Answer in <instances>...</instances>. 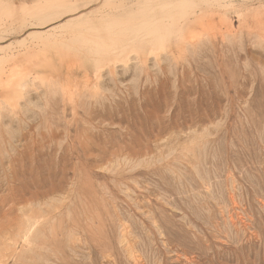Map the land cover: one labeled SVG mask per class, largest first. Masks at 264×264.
<instances>
[{
    "label": "rangeland",
    "instance_id": "obj_1",
    "mask_svg": "<svg viewBox=\"0 0 264 264\" xmlns=\"http://www.w3.org/2000/svg\"><path fill=\"white\" fill-rule=\"evenodd\" d=\"M17 1H4L12 8L0 13L46 2ZM69 1L45 26L42 17L1 16L0 32L11 29L0 34V78L14 65L16 78L26 72L20 66L32 67L58 85L37 80L24 93L0 82V102L8 101L0 107V264H264V0H196L205 30L190 24L191 37L186 26L192 43H155L161 53L143 50L146 61L117 48L116 73L106 65L97 95L95 66L84 65L96 55L86 57L74 35L97 27L73 20L100 4ZM96 14L88 20L105 21ZM31 32L43 38L28 39ZM49 33L56 47L74 40L65 56ZM34 50L47 51L46 66ZM68 52H78L77 64ZM87 68L90 95L82 91Z\"/></svg>",
    "mask_w": 264,
    "mask_h": 264
},
{
    "label": "bare ground",
    "instance_id": "obj_2",
    "mask_svg": "<svg viewBox=\"0 0 264 264\" xmlns=\"http://www.w3.org/2000/svg\"><path fill=\"white\" fill-rule=\"evenodd\" d=\"M4 1H7V0H4ZM4 1H2V0H0V7L2 8V5L5 3ZM22 1V0H21ZM20 0H19V2H21ZM38 1H41V0H38ZM46 2L45 3H43L42 1L41 2H39V3H37L36 5H33V6H31V7H29V6H27V5H25V2L23 1L22 3H24L23 5H21V3L19 4V5H21V6H19L18 8H14V6H13V9L10 11H1L2 13H0V21L2 20V18L4 17H1L2 15H5L6 17L9 15V17L10 18H13L14 20L15 19H17V21H20V20H18V18H20V19H22V21H30V17L32 18V17H36V18H39V17H42L43 19H44V21L43 20H41V19H39L40 21L38 22V24H43L42 26H45V23L47 24L48 23V25L50 24L49 22L50 21H52V20H55V19H58L57 17H60L61 16V18H62V16H64V15H62V13H60L59 14V16H58V12H62V11H64V12H66L67 10H64L65 8L63 7V10L61 9L62 8V5H60L61 3H63V0H45ZM67 1V0H66ZM72 1V0H71ZM69 1L70 3H69V7H70V4H71V6H72V3L74 4V3H76V2H78L77 0H76V2H74V1ZM90 2H92L91 0H89ZM18 2V1H17ZM18 2V3H19ZM79 2H80V0H79ZM94 2V1H93ZM199 2H202V0H199ZM205 3L204 4H206L207 2L206 1H204ZM209 2V1H208ZM210 2H211V0H210ZM209 2V3H210ZM7 3V2H6ZM5 3V4H6ZM11 3V2H10ZM80 3H83V5L82 6H80V7H86V4L88 3H86V4H84V1L83 2H80ZM79 3V4H80ZM94 3H99L100 5L98 6V7H94V8H92V9H89V10H86V11H84V13L81 15H78V16H80L79 18L77 17V20H73V21H75V23L77 22V23H79V24H81V25H83L81 22H85V21H87L86 23H91L94 27H97V28H95L96 30H94V29H91V30H93V31H91L90 30V27H89V29H88V27H87V31H83V30H80V31H82V33L83 32H86V34H87V32H89L90 33V35H86L85 33H83L84 35H83V38H82V36H79V35H77L78 33H76V34H74V33H72V31H69L71 34H74L75 35V37L77 38V40H78V37H81V38H79L80 40H78V42L80 41V43L81 42H85V45H81V46H79L80 45V43H76V47H78V49L81 51H83V50H85V56L87 57V55H89V57L90 58H93V56H98V59L97 58H93V60H92V62H87V61H89V60H87V58L85 59L84 58V56H83V54H82V56H83V58L85 59V60H87V61H85L84 60V65H88V66H92V65H94L95 67H93L92 66V68L91 69H93L94 70V68H95V79H94V81H92V78H91V76H90V72H92V70L90 71V68H87V69H84L85 71H84V85H83V92H85L86 94H89L90 95V93H89V91H91V90H89V86L91 85L90 83H89V85H88V82H91L92 81V87H94V92H95V94L97 95L98 93L97 92H100L99 90L101 89V80H102V78H103V70L105 69V67H106V65L107 66H110L111 64H115V61L113 62V61H110L113 57L112 56H116V53L118 52L117 51V48L119 49L120 47L121 48H132V50L131 51H128L129 53H131L132 51H134V53H135V58L137 59V60H139V61H143V59L142 58H144V57H146L145 56V54L144 53H146V54H148V52H154L155 50L156 51H158L159 49H156L155 48V45L157 44L158 45V42H166V45L168 44L169 46L172 44V43H175L176 44V42H177V40L176 39H178V38H180V39H184L185 38V31L187 30V29H184L186 26H187V28L189 29V25L190 24H192V25H195V27L196 28H194V29H197V32H196V30H195V32L196 33H198V32H202L203 30H205V29H203L202 31H199L198 30V28H197V24L199 25L200 24V19L198 20V18H199V13H198V11H197V9L200 7L199 5H201V3H199V5H198V2H196V0H195V2H194V0H95V2ZM5 4H4V6H5ZM34 4V3H33ZM64 4V3H63ZM68 4V3H67ZM78 4V3H77ZM89 4V3H88ZM194 4H196L197 6H195ZM202 4H203V2H202ZM12 5H15V3H13ZM18 5V4H17ZM17 5H16V7H17ZM65 5V4H64ZM74 5H76V4H74ZM85 5V6H84ZM192 5H194L195 6V8L196 9H194V7H192ZM207 5V4H206ZM210 6H212L211 4H209ZM261 5H263V3H260V6ZM77 6H79V5H77ZM199 6V7H198ZM5 7H10V6H8V5H6ZM66 8L68 7V6H65ZM68 7V8H69ZM208 7V6H207ZM10 8H12V7H10ZM10 8H8V9H10ZM91 8V7H90ZM211 8H213V7H211ZM7 10L6 8H4L3 7V9L2 10ZM20 10H21V12H20ZM201 10V9H200ZM211 11V10H210ZM76 12V11H75ZM203 12V11H202ZM206 12V11H205ZM54 13H57L56 15H57V17H56V15L54 16ZM73 13V12H72ZM76 13H78V12H76ZM82 13V12H81ZM97 13V14H96ZM98 13H99V15H100V17L102 16L104 19L103 20H105V21H100V20H102L100 17H99V19L96 17L97 15H98ZM64 14V13H63ZM71 14V13H70ZM96 14V18L98 19V21H100V22H97V21H92L91 19H90V21L88 20L89 19V17L91 16V15H95ZM101 14H103V15H101ZM77 15V14H76ZM98 15V16H99ZM204 15V14H203ZM208 15V14H207ZM75 16V15H74ZM205 16H206V14H205ZM53 17H56L55 19L53 18ZM93 17V16H92ZM106 17V18H105ZM46 18H48V19H46ZM50 18V19H49ZM75 17H73V19H74ZM202 20H204V18L203 17H200ZM9 19V18H8ZM70 19V18H69ZM76 19V18H75ZM93 19H94V17H93ZM72 20V19H71ZM107 20H108V22H107ZM199 21L198 23L196 22V21ZM209 20H210V18H209ZM4 21V20H3ZM8 21V20H7ZM6 21V22H7ZM89 21V22H88ZM207 21V20H206ZM257 21H258V25L259 24H262L263 26H264V16H259L258 18H257ZM2 22V21H1ZM0 22V23H1ZM35 22V21H34ZM70 22V21H69ZM104 22V23H103ZM195 22V23H194ZM204 21H201V25H202V23H203ZM4 23H5V21H4ZM19 23V22H18ZM23 23V22H22ZM52 23V22H51ZM68 23V22H67ZM71 23V22H70ZM101 23H103L102 25L104 26V28H106L107 27V23H109V25H108V27L106 28V29H101L100 28V26H101ZM106 23V24H105ZM207 23V22H206ZM5 24H7V23H5ZM13 24H15V23H13ZM28 24V23H27ZM32 25H33V23H31ZM30 24V25H31ZM37 23H36V25H38ZM78 24V25H79ZM85 24V23H84ZM105 24V25H104ZM205 24V23H204ZM204 24H203V26H204ZM211 24H214V23H212L211 21H210V25H209V22H208V27H211V26H213V25H211ZM1 25V24H0ZM11 25V24H10ZM75 25H77V24H75ZM262 25H261V27H262ZM13 27H14V25H12ZM38 26H40V25H38ZM65 26H66V24H65ZM72 26H74V25H72L71 24V27ZM106 26V27H105ZM203 26H201V28H203ZM207 26H205V28L207 27ZM10 26L8 25V27H6V29H4L5 31H7L8 29H11V27L9 28ZM13 27H12V30H13ZM19 27H21V26H19ZM50 27V26H49ZM62 27V26H61ZM69 27V26H68ZM70 27V28H71ZM99 27V28H98ZM102 27V26H101ZM198 27H200V25L198 26ZM207 27V28H208ZM0 28H1V26H0ZM8 28V29H7ZM54 27H52V29H53ZM66 28V27H65ZM64 27L63 28H60L61 30L62 29H65ZM74 29L76 28V26H74L73 27ZM77 28H79V27H77ZM80 28H82L81 26H80ZM79 28V29H80ZM193 27H191V29H189L188 31H189V36H191V37H195L194 35L196 34H192V33H194V31L191 33L190 32V30H193L192 29ZM18 29V28H17ZM16 29V30H17ZM51 29V30H52ZM55 29V28H54ZM57 29V28H56ZM55 29V30H56ZM59 29V28H58ZM56 30V31H59V30ZM82 29H84V28H82ZM3 30V31H4ZM50 29H48V30H44V33H45V31H49ZM50 30V31H51ZM70 30H72V28L70 29ZM77 30V29H76ZM185 30V31H184ZM2 31V32H3ZM2 32H0V34L2 33ZM52 32H53V30H52ZM62 32H66V31H62ZM4 33V32H3ZM19 33V32H18ZM22 33V32H21ZM31 33H33V34H30L29 36H28V39L29 38H31L32 36H35L36 34V36L37 37H39L38 35H40V33L41 34H43L44 35V33L43 32H40V33H35L34 34V32H31ZM57 33V32H56ZM88 33V34H89ZM46 34V33H45ZM48 34V33H47ZM46 34V35H47ZM51 33H49V35H50ZM53 34V33H52ZM63 34H65V33H63ZM66 34H67V32H66ZM71 34H70V37H73V35L71 36ZM176 34H177V36H176ZM201 33H199L198 35H200ZM16 35H18V34H16ZM44 36V38L46 39L47 38V40L48 39H50V38H48V37H51V36H53V35H50V36ZM55 35H57V34H55ZM86 35V37H84ZM174 35H175V37H177V38H173L174 37ZM198 35H196V36H198ZM203 35V34H202ZM60 36H62V35H60ZM40 37H41V35H40ZM54 37V36H53ZM58 37V36H57ZM57 37H55L56 39L53 41V40H51V41H53V43L51 42V44H53L54 45V42L56 41V40H58L57 39ZM65 37V39H67L66 37V35L64 36ZM69 37V36H68ZM200 37H201V35H200ZM4 38V36H1L0 37V39H3ZM41 38H43V37H41ZM59 38V37H58ZM25 39V38H24ZM27 39V40H28ZM38 39V38H37ZM40 39V38H39ZM37 40V41H40V40ZM197 38H195V40H196ZM44 40V39H43ZM47 40H44V41H42V39H41V41L43 42H41L42 44H44V42L46 41L47 42ZM50 40H48V42L50 41ZM63 40V39H62ZM68 40H70V43L72 42V38L71 39H68ZM26 41V40H25ZM25 41H24V43H25ZM66 41V40H65ZM64 41V42H65ZM75 41H76V39H75ZM184 41L185 42H187V43H192V41H193V39L192 38H190L189 37V39L187 38V39H184ZM33 42V41H32ZM31 42V43H32ZM35 42V41H34ZM45 42V43H46ZM47 42V43H48ZM197 42V40L196 41H194V43H196ZM28 43V41H26V43H25V45ZM31 43H28V44H31ZM55 43H59V41L57 42H55ZM66 44L65 45H67V46H69V41L68 42H65ZM67 43H69V44H67ZM72 43H74V40H73V42ZM71 43V44H72ZM156 43V44H155ZM27 44V45H28ZM34 43H32V45H33ZM41 44V45H42ZM51 44H50V46H51ZM61 44H62V41H61ZM155 44V45H154ZM37 45L38 46H41V45H39L38 44V42H37ZM36 44H35V46H37ZM52 45V46H53ZM65 45H63V47H59L58 45V47H56L55 45H54V49H56V48H60V50H61V48L62 49H64V46ZM75 45V44H74ZM157 45H156V47H157ZM161 45H163V44H161ZM30 46V45H29ZM35 46H32L34 49H36L35 48ZM38 46H37V48H38ZM43 46V45H42ZM47 45L45 44V48H47L48 49V47H49V44H48V47H46ZM62 46V45H61ZM67 46H65V48L67 47ZM159 46L160 45H158V47L157 48H159ZM163 46H165V45H163ZM161 47L162 49L163 48H165V47ZM177 46V45H176ZM181 46V45H180ZM179 46V47H180ZM184 46V45H183ZM56 47V48H55ZM72 48L71 49H73V47L74 46H71ZM76 47H74V48H76ZM182 47V46H181ZM181 47H180V49H181ZM27 48H29V47H27ZM33 48H30L32 51H33ZM40 48V47H39ZM52 48V47H51ZM51 48L49 47V49H48V52H50V51H52L53 50V48H52V50H51ZM69 48V47H68ZM133 48H135V50H133ZM142 48H144V49H142ZM160 48V49H161ZM167 48H169V47H167ZM42 50L44 49V48H41ZM46 49V50H47ZM70 49V48H69ZM77 49V48H76ZM140 49H142V51L140 50ZM145 49H146V51H145ZM162 49H161V51H162ZM180 49H177L178 51H182V49L180 50ZM25 50V49H24ZM27 50V49H26ZM38 50H40V49H38ZM38 50H34L35 52H40V51H38ZM42 50H41V52L40 53H43V55L42 54H40L39 55V58L36 56V58H38V59H43L42 60V62L41 61H38L37 63H35L34 62V65H36V64H39L40 62H41V64H43V65H45L46 66V64H48V61H45L46 59L44 58V57H46L47 56V51L46 52H42ZM66 50V49H65ZM65 50H64V53H65ZM68 50V49H67ZM73 50H75V49H73ZM124 50H126V49H123V51ZM145 52H144V51ZM8 51V50H7ZM28 51H30L29 49H28ZM59 51V50H58ZM62 51V50H61ZM69 51V50H68ZM76 51H78V50H76ZM81 51V52H82ZM86 51H89V52H87L86 53ZM114 51H115V54H114ZM117 51V52H116ZM120 51V50H119ZM122 51V52H123ZM184 51H185V47H184ZM12 52V51H11ZM31 52V51H30ZM34 52V53H35ZM67 52V51H66ZM70 52V51H69ZM68 52V53H69ZM127 52V55L129 54ZM142 52H144V53H142ZM158 52H160V51H158ZM158 52L156 53L155 52V54H158ZM183 52V51H182ZM186 52V51H185ZM185 52H183V55H184V53ZM22 53H23V51H22ZM24 53H25V51H24ZM27 53V52H26ZM37 53H35V54H37ZM51 53V52H50ZM54 53H57L58 54V56H65V54H63V51H62V53L60 52H55L54 51ZM125 52H123V54H124ZM161 53V52H160ZM159 53V54H160ZM10 54V53H9ZM21 54V53H20ZM72 54V53H71ZM70 53L67 55V56H69V55H71ZM74 54V53H73ZM72 54V55H73ZM87 54V55H86ZM144 54V55H143ZM150 54V53H149ZM158 54V55H159ZM179 55H180V53H178ZM6 55V54H5ZM26 55V54H25ZM30 54H28V57H30L29 56ZM75 55H79L78 54V52L76 53L75 52V54L73 55V56H71L72 57V60H71V62L72 61H74L75 60V62H76V57H74ZM117 55H120V56H122L121 54H117ZM125 56V55H123V57L125 56V58H127L126 60H125V63L126 64H128L127 62H130L131 61V59H133L134 57H130L129 55L128 56ZM130 55H132V54H130ZM168 55L169 56H171V57H173L174 56V53L171 51V50H169L168 51ZM15 56V55H14ZM18 56V55H17ZM17 56H16V58H17ZM34 56L35 55H32V57L34 58ZM54 56V55H53ZM80 56V55H79ZM144 56V57H143ZM157 56V55H156ZM181 56H182V53H181ZM180 56V57H181ZM3 58H5V56H2ZM10 57V59L12 58L11 57V55L9 56ZM73 57L75 58L74 60H73ZM81 57V56H80ZM122 57V58H123ZM148 57V56H147ZM146 57V58H147ZM160 57V56H159ZM178 59H179V56H176ZM8 57H6V59H7ZM25 58H27V56H25ZM31 58V57H30ZM47 58V57H46ZM64 58V57H63ZM62 58V59H63ZM118 58H120V57H118ZM117 58V59H118ZM146 58H144V61H146L147 59ZM174 58H175V56H174ZM9 58L7 59V60H10ZM13 59V58H12ZM71 59V58H70ZM77 59H78V56H77ZM81 59V58H80ZM146 59V60H145ZM156 59H158L157 57H156ZM176 59V58H175ZM1 60V59H0ZM5 60V59H4ZM19 60V59H18ZM28 60H29V58H28ZM79 60V59H78ZM82 60V59H81ZM80 60V61H81ZM122 60V59H121ZM11 61H13V60H11ZM52 61H53V59H52ZM79 61V62H80ZM5 62H6V64H7V62H9V61H6L5 60ZM4 62V63H5ZM17 62V61H16ZM63 62V61H62ZM65 62V61H64ZM74 62V63H75ZM78 62V63H79ZM108 62V63H107ZM138 62V61H137ZM1 63H3L2 62V60H1ZM33 63V62H32ZM52 63V62H51ZM73 63V64H74ZM11 64H13V63H11ZM11 64L9 65V67L11 66ZM15 64H17V66H18V63H15ZM22 64V63H21ZM28 64H29V62H28ZM31 64V63H30ZM54 64V63H53ZM65 64V63H64ZM67 64V63H66ZM72 64V63H71ZM76 64H77V62H76ZM3 65V64H2ZM25 65V64H24ZM23 65V66H24ZM50 65V64H49ZM79 65V64H78ZM13 66V65H12ZM15 66V65H14ZM12 67L13 69H15V67ZM27 66V65H26ZM75 65H73V67H74ZM77 66V65H76ZM80 66V65H79ZM78 66V67H79ZM19 67V66H18ZM48 67V66H47ZM52 67V66H51ZM68 67V66H67ZM77 67V68H78ZM84 68L83 66H82V64H81V66H80V68L79 69H81V71H83V69L82 68ZM1 68V67H0ZM20 68L21 69H24L25 71H23V72H25L24 74H22V75H20L21 77L20 78H18V76H17V78L16 77H14V73H15V70H13L12 69V71H14V73L12 72L11 73V71H9V73H10V75H8V78L7 79H1L0 78V82L2 83V86L4 87V88H8L9 89V87L11 88V87H14V88H12L13 90L16 88V87H19L20 88V90L22 91V92H24V93H26V92H28L29 90V88L30 87H32V86H34V84H37L35 81H37V80H39L40 81V83L42 84V85H44V86H46V88H48V89H52V88H54V86L55 85H58V84H56V80H53L52 79V82H50V81H46L47 80V77H43V76H40V74L38 75V76H40V77H37L36 75L34 76V74H37L36 73V70L34 69V68H30V67H27V70H26V68L25 67H21L20 66ZM29 68V69H28ZM60 68V67H59ZM1 69H3V70H5L4 68H1ZM0 69V70H1ZM20 69V70H21ZM42 69V68H41ZM51 70V69H50ZM49 70V71H50ZM70 70H71V68H70ZM2 71V70H1ZM17 71H18V69H17ZM16 71V73H17V75H19L18 73L19 72H17ZM47 71V70H46ZM55 71V70H54ZM54 71H53V73H54ZM60 71H62V69H60ZM69 71V70H68ZM72 71V70H71ZM109 71L112 73V74H115L116 73V67H115V65H111L110 67H109ZM51 72V71H50ZM70 72V71H69ZM3 73H5V71L3 72ZM8 73V74H9ZM46 73V72H45ZM49 73V72H48ZM68 73V72H67ZM0 74H2V72H0ZM14 74V75H13ZM21 74V73H20ZM69 74V73H68ZM2 76V75H1ZM3 76H4V74H3ZM6 76V75H5ZM12 76V77H11ZM16 76V75H15ZM45 76V75H44ZM12 79H11V78ZM14 77V78H13ZM41 77H43V78H41ZM44 78H46V80H43ZM69 78H71V77H69ZM50 80V79H49ZM69 81L71 80V79H68ZM67 80V81H68ZM72 81V80H71ZM70 81V82H71ZM13 83H15V84H13ZM70 85H72V84H70ZM78 85V84H77ZM0 86H1V84H0ZM3 87H2V89H3ZM73 87V86H72ZM71 87V88H72ZM92 87H91V89H92ZM58 88H59V86H58ZM80 88V86L77 88V89H79ZM97 89V91H95L96 89ZM11 89V91H13ZM18 89V88H17ZM56 89V88H55ZM81 89V88H80ZM79 89V90H80ZM6 90V89H5ZM54 90V89H53ZM57 90V89H56ZM65 90V89H64ZM3 91V93H5V97L6 96H8L7 94H6V91L4 92V89L2 90ZM10 91V90H9ZM11 91H10V93H11ZM76 91V90H75ZM81 91V90H80ZM79 91V92H80ZM93 91V90H92ZM15 93L17 92L16 90L14 91ZM19 92V91H18ZM22 92H20L21 94H19L18 93V95H20L19 97H21V98H24L23 96H22ZM0 94H1V92H0ZM12 94V93H11ZM93 94V93H92ZM18 95H15V96H17L18 97ZM81 95V92H80V94L78 95V96H80ZM83 95V94H82ZM10 96V95H9ZM18 97V98H19ZM82 97V96H81ZM84 97V96H83ZM85 97H86V95H85ZM85 97H84V99H85ZM2 98H4V96H2ZM10 98V97H9ZM11 98H12V100L13 99H15L12 95H11ZM11 98H10V100H11ZM17 98V99H18ZM4 99H7V98H4ZM20 99V98H19ZM3 100V99H2ZM11 100V101H12ZM79 100H83V98L82 99H80L79 98ZM13 101H16V99L15 100H13ZM19 101V100H18ZM18 101H16V102H18ZM85 101V100H84ZM8 102V101H7ZM7 102L6 101H1L0 102V107H1V105H5L6 106V104H7ZM16 102H9V103H12L13 105H14V103H16ZM20 102V101H19ZM18 102V103H19ZM78 102V101H77ZM76 102V103H77ZM82 101H80V103H81ZM8 103V104H9ZM83 103V104H82ZM81 104L82 105H84V102H82ZM86 103V102H85ZM11 104V105H12ZM17 104V103H16ZM75 104V103H74ZM11 105H9L10 107H11ZM77 105V104H76ZM15 106V105H14ZM78 106V105H77ZM76 106V107H77ZM12 108H14V107H12ZM16 109V108H15ZM5 110V109H4ZM13 110V109H12ZM18 226V225H17ZM21 229V228H20ZM26 230H27V227L25 228ZM28 232H29V230L27 231V234H28ZM20 235V234H19ZM25 235V234H24ZM27 236V235H26ZM20 237H21V235H20ZM19 238V237H18ZM16 239V238H15ZM20 240V239H19ZM16 243H18V240H17V242ZM15 243V244H16ZM13 246V245H12ZM17 246V245H16ZM15 246V247H16ZM8 247V246H7ZM15 247L13 248V249H15ZM17 264V263H16Z\"/></svg>",
    "mask_w": 264,
    "mask_h": 264
}]
</instances>
